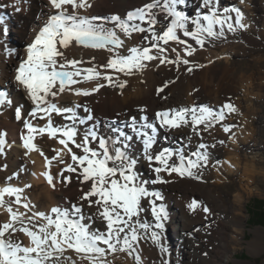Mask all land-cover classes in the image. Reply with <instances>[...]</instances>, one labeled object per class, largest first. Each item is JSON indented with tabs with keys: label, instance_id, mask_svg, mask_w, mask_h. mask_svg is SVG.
<instances>
[{
	"label": "bare ground",
	"instance_id": "bare-ground-1",
	"mask_svg": "<svg viewBox=\"0 0 264 264\" xmlns=\"http://www.w3.org/2000/svg\"><path fill=\"white\" fill-rule=\"evenodd\" d=\"M151 2L152 0H89L91 7L79 11L81 15L89 18H108L94 22L102 23L105 28L112 29L114 28V23L110 19L112 16L119 15L122 19H126L127 13ZM201 3L202 0H186L185 4L178 5V10L184 11L190 16H195L197 12H207L208 9L202 8ZM0 4L6 5V7L0 8V16L4 18L3 23L0 24V88H7L9 96L12 98L11 104L0 105V138L6 141L4 145L0 146L3 148V151L0 152V188L11 185L23 189L22 199L30 204L32 212L50 214V209L57 206L62 209H70L72 205L82 203L80 196L82 192L89 190L90 183H81L77 179L76 173L67 172L64 174L71 176V182H63L61 172L67 164L73 162L67 150L63 149L59 143L58 138L49 137L47 131L44 133L33 132L35 148L29 150L24 147L23 137L29 134L25 122L29 121L37 129H40L48 123V117L43 114L33 117L29 114L36 105L27 90L15 80L17 68L21 61L26 59L28 45L34 41L41 28L48 22L50 15L54 14L56 10L51 7L49 0H20L18 5L17 0H0ZM232 6L241 8L244 13L243 23L248 25L247 29H255L261 37L264 36V0H244L243 4L240 3V0H217L216 7L221 13L224 8ZM16 7H19L20 11H16ZM68 10L72 11L70 6ZM153 11L156 13L158 21L155 26L156 31L161 33L170 22L171 17L165 20L166 14L159 8ZM229 14L233 17L231 22L235 24V14ZM144 26L147 27L146 24ZM5 28L7 32L3 31ZM11 29L14 34L20 37L19 42L14 40L16 36L11 35ZM117 33L124 38L118 29ZM230 33L226 31V36ZM25 35L27 38L23 39ZM143 35L134 34L131 38H124L126 47L120 49V53L127 55L128 47L148 46L143 41ZM244 40L251 41L252 38L245 36ZM213 42H206L205 48L199 49L189 38V43L197 48L192 57H186V54L181 50L182 46L175 43L170 42L165 46L168 48L166 55L169 59H175L179 53L182 57L190 59L193 64L203 66L194 68L191 73L186 71L188 66L183 64L177 69L175 65L159 64L158 61H153L149 62L147 68L142 72H135L132 75L113 72V85L108 86L107 82L101 80L100 83H105V87L89 96L66 92L55 100L51 97L48 98L49 102H55L60 107L79 104L90 109L88 113L83 108L77 109L80 117L87 115L93 117L92 120L78 125V142L83 133L93 126L98 136L110 141V150H112L111 141L116 140L119 132L122 131L133 137L131 141H124L123 145L116 143L115 147L122 148L128 157L135 161L133 171L138 174L139 181H147L145 187L150 192L160 194L159 198L145 197L141 199L143 210L139 217L133 218V221L138 219L140 223H147L150 226L144 230L137 225L139 242L136 248L142 257V264H155V248L152 245L146 248L140 240L143 232H153L156 224L160 223L152 213L153 205L150 201L153 199L157 210L163 206V226L171 228L172 240L169 242H172V246L169 245V242L163 243L162 252L174 264H224V256L230 251L231 245L243 237L246 225L245 217L232 206L236 205L238 209H241L246 196L255 190L249 180L255 177L257 171L258 155L255 152L257 141L253 140L256 131L251 129L252 125L248 115L253 107L250 103L253 102L254 96L253 79L255 83L257 79L261 78L260 74L264 73V69L249 74L245 71L235 77L234 61L231 62L230 58V53L234 52L233 44L228 48L225 47L227 49H224L223 52H219L215 49ZM173 48L176 49V52L172 51ZM153 54H156L155 50H153ZM65 56L68 59L74 58L83 61L81 67L87 68L95 65L98 70L103 71V69H99V66L107 63L111 53L107 50L73 45L65 50ZM93 57H95L94 60ZM222 58H226V64L218 65L217 61ZM124 81H127V84L123 88L119 87V84ZM167 81L174 82L158 94V88ZM260 86L262 87V85ZM75 87L91 89L95 87V82L82 81ZM228 102L232 103L237 111L227 114L223 121L214 123L206 131L203 130L204 125H200L201 134L194 132L190 125L182 126L179 129L160 127L156 117L157 112L166 109L192 106H205L212 111H219ZM17 106L22 108L20 120L16 119L15 108ZM242 109L243 114L241 113ZM144 116H147L148 123H154L157 126L155 133L146 129L156 136V143L149 149V154L156 155L164 149H171L173 152L182 150L185 157H191L192 153L197 151L199 144H215L214 148L209 147L208 149L207 166L192 169L193 175L191 176L187 174L181 176L175 172L169 175L167 172L161 171L160 176L168 182L151 183L157 175L153 169L162 167V165L157 161L149 162L147 160L144 155L143 139L137 136L130 127L133 117L136 118L139 125L144 123L141 119ZM51 121L54 126L70 123L56 113L51 114ZM226 126H231L229 132L223 130ZM120 140L123 141V137H120ZM219 141L224 143L220 144ZM243 144H245V148L242 147ZM89 146L99 150L96 140L90 141ZM73 150L77 154H82L81 150ZM192 158L195 159V157ZM60 160H63L64 163H60ZM214 162H219L218 166L214 165ZM168 163L169 165H179V157L173 155ZM109 166H113L111 162ZM46 171L53 176L55 188L48 184L43 175ZM225 173H238L242 179L239 189L229 194L231 205L226 204L218 196L219 194L208 189L206 184L207 179L211 177L215 178L214 183H219L221 181L219 176ZM5 199L14 200V197L6 196ZM179 199L184 203V208L180 207ZM193 201H196L197 205L190 208L189 205ZM204 207L210 211L205 212ZM16 209L25 212L26 215L32 214L22 206L14 205V210ZM96 211V207L89 208L84 203V223L90 226V230L105 231L106 222L94 216ZM88 217L93 218L89 219ZM9 219L6 206H0V224L8 222ZM25 224L35 230L34 225L28 223L27 220H25ZM16 227H20V225L18 224ZM256 237L249 242L250 249L252 247L254 250L264 249V243ZM9 238L13 242L22 243L23 246H30L31 238L23 232H14ZM67 254L73 255L75 258L74 253ZM108 259L112 261V264L119 262L121 264H136L134 256L130 257L124 252L115 253ZM81 264H87V262H81Z\"/></svg>",
	"mask_w": 264,
	"mask_h": 264
},
{
	"label": "snow or ice",
	"instance_id": "snow-or-ice-1",
	"mask_svg": "<svg viewBox=\"0 0 264 264\" xmlns=\"http://www.w3.org/2000/svg\"><path fill=\"white\" fill-rule=\"evenodd\" d=\"M19 2L20 0H17V5ZM49 3L56 11L50 15L48 22L41 28L34 41L28 45L26 59L21 61L15 75L16 82L27 90L36 105L29 114L33 117L38 114L48 117V123L40 129L29 121L25 122L29 134L23 137L24 147L29 150L35 148L33 132L47 131L49 137L58 138L73 162L67 164L62 170L63 182H71V176L65 175V172L76 173L81 183H90V188L87 192H82L80 196L82 203L79 205L74 204L70 209L53 207L50 209V214L32 212L30 204L22 199L23 189L11 185L0 188V206H6L10 216L8 222L0 224V264H81L85 261L87 264H112L108 257L120 252L127 253L130 257L134 256L136 264H142V257L136 248L139 242L137 225L144 230L150 226L147 223H140L138 219L133 221V218L139 217L143 210L141 199L159 198L160 194L150 192L145 187L147 181H139L138 174L133 171L135 161L129 158L122 148L115 147L116 143L123 145L124 141H131L133 137L122 131L119 132L116 140L111 141L112 150H110V141L98 136L93 126L83 133L78 142V125L92 120L93 117L91 115L80 117L77 109L83 108L86 113L90 112V109L79 104L60 107L55 102H49L48 98L55 100L66 92L89 96L105 87V83H100L101 80L107 82L108 86H112L113 72L132 75L135 72H142L149 62L153 61H158L159 64H172L177 69L183 64L188 66L186 71L191 73L194 68L203 66L193 64L190 59L182 57L179 53L175 59H169L166 55L168 48L165 46L170 42L175 43L182 46L181 50L186 57H192L197 48L189 43V38L199 49H204L206 42L226 39V31L246 30L248 25L243 23L244 13L236 6L224 8L221 13L216 7L217 0H202L201 7L207 8L208 11L197 12L195 16H190L178 10V5L185 4L186 0H152L151 3L127 13L126 19H122L119 15L112 16L110 19L114 23V28L108 29L102 23L94 22L108 18H89L80 14L79 10L91 7L89 0H49ZM240 3L243 4L244 0H240ZM69 6L72 11L68 10ZM2 7L6 5L0 4V8ZM157 8L166 14L165 20L171 17L161 33H157L155 27L158 21L153 10ZM16 11H20V8L16 7ZM229 13L235 14V24L231 22L233 17ZM3 21V16H0V24ZM145 24L147 27L144 26ZM117 29L124 38H131L134 34H144L143 41L148 46L128 47V54L122 55L119 50L125 48L126 43L125 39L118 35ZM3 31L7 32V29ZM73 45L107 50L111 53L107 63L99 66V69L103 71L98 70L95 65L81 67L83 61L68 59L65 56V50ZM153 50L156 54H153ZM172 51L176 52V49L173 48ZM92 59L94 60L95 57ZM82 81L95 82V87L91 89L75 87ZM173 82H165L158 88V94ZM126 84L127 81H124L119 84V87L123 88ZM6 103L11 102L7 100L6 92L0 90V105ZM236 111V107L228 102L219 111H212L205 106H192L166 109L157 112L156 117L160 127L179 129L190 125L194 132L201 134L200 125H204L203 130L206 131L214 123L223 121L227 114ZM52 113L63 116L70 123L54 126L51 121ZM16 116L17 119L22 118L19 107L16 108ZM141 119L144 123L138 125L136 118L133 117L130 127L143 139L144 155L147 160L157 161L162 165L153 169L157 175L151 183L168 182L160 176L161 171L169 175L175 172L181 176L185 174L191 176L192 169L207 166L208 149L214 148L215 144H199L197 151L192 153L191 157H185L182 150L173 152L171 149H164L156 155L149 154L155 137L146 129L155 133L157 126L154 123H148L147 116ZM223 130L229 132L231 126H226ZM120 137H123V141ZM92 140L98 141L99 150L89 146ZM5 143V139L0 138V146ZM219 143L224 142L219 141ZM73 149L81 150L82 154H77ZM2 151L3 148L0 147V152ZM173 155L179 157V165H169L168 161ZM110 162L113 166H109ZM60 163L64 161L60 160ZM43 175L48 184L55 188L50 172L46 171ZM6 196L14 197V200H6ZM84 203L89 208L96 207L94 216L106 222L105 231L90 230V226L84 223ZM150 203L153 205V215L157 221H160L156 227H163V207L157 210L154 199ZM14 205L22 206L32 214L26 215L18 209L14 210ZM196 205L197 202L193 201L189 207L194 208ZM203 210L210 211L207 207ZM25 220L33 224L35 230L29 228ZM18 224L20 227H16ZM17 231L31 238L30 246H23L22 243L13 242L9 238ZM151 238L154 242H159V236L155 231L151 233ZM69 252L74 253L75 258L73 255H68Z\"/></svg>",
	"mask_w": 264,
	"mask_h": 264
},
{
	"label": "rangeland",
	"instance_id": "rangeland-1",
	"mask_svg": "<svg viewBox=\"0 0 264 264\" xmlns=\"http://www.w3.org/2000/svg\"><path fill=\"white\" fill-rule=\"evenodd\" d=\"M10 32L11 35L16 36L14 40L19 42L20 37L13 33V29H11ZM245 36L251 37L252 40H244ZM25 38H27V35L23 37V39ZM232 44L234 52L230 53V58L231 62L234 61L233 65H235V77H238L245 71H247V74H249L252 72L257 73V70L264 69V36L261 37L257 30L238 29L236 32H231L228 36H226V39L216 40L213 42L215 49L219 52H223L224 49H227L229 45ZM225 62L226 58H222L217 61V64L225 65ZM260 76H262V79H257L255 83L253 79L254 88L252 90L254 96L253 102H250L251 106L253 107H251L252 110L250 112V115H248L249 122L252 125L251 129L256 131L253 140H255V142L257 141V145L255 146V152L258 155L257 171L254 175L255 177H252V180H249L251 181V185L255 188V190L252 194L246 196L241 209H238L236 205L232 206L233 209H236L239 214L245 217L246 225L244 228L242 239L240 238L238 240L239 242L235 241L233 245H231L232 247L230 251L227 252V254L224 256V264H264V249L261 248V250L259 248V250H254L253 247L252 249H250L251 246H249V242H251L252 239H254L256 236V238L260 239L261 242L264 243V225L258 223L255 219L257 217L256 214L259 216L262 213V208L260 207L264 202V73L260 74ZM260 81H262V83H260ZM258 85H262V87L260 86L261 89ZM241 113L243 114V109ZM244 145L245 144H243L242 147L245 148ZM214 163V165L218 166V162ZM219 179L221 180V183L219 182L217 184L214 183L216 181L214 177L207 179V188L211 189V191H213L215 194H219L218 196H220V198L226 204L229 203V205H231L229 194L234 193L239 189L242 180L240 174L225 173L219 176ZM178 203L181 208L185 207L184 203L181 202L180 199L178 200ZM242 213H244L245 215ZM153 230L158 234L159 242L157 243L153 241V239L151 238L152 232L145 231L143 232V236L140 239L142 241V245H145L146 248L147 246L149 247L150 245H152V247L155 248V264H174V262L168 260L165 254L163 255L164 252H162L163 243H168L170 240H172L171 228L169 226H163L160 228L154 227ZM169 245L172 246V242H169ZM118 264L121 263L119 262Z\"/></svg>",
	"mask_w": 264,
	"mask_h": 264
},
{
	"label": "trees",
	"instance_id": "trees-1",
	"mask_svg": "<svg viewBox=\"0 0 264 264\" xmlns=\"http://www.w3.org/2000/svg\"><path fill=\"white\" fill-rule=\"evenodd\" d=\"M264 202H263V204L261 205V207L260 208H262V210H261V214L258 216L257 214H256V220H257V222L258 223H261L262 225H264ZM254 215H255V213H254Z\"/></svg>",
	"mask_w": 264,
	"mask_h": 264
}]
</instances>
